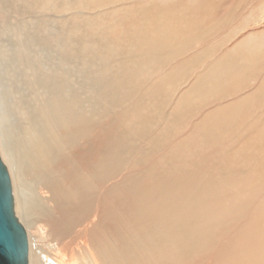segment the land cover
Masks as SVG:
<instances>
[{
  "label": "bare ground",
  "instance_id": "6f19581e",
  "mask_svg": "<svg viewBox=\"0 0 264 264\" xmlns=\"http://www.w3.org/2000/svg\"><path fill=\"white\" fill-rule=\"evenodd\" d=\"M252 1L127 4L125 61L93 78L104 104L79 110L60 76L41 84L39 52L22 80L3 38L41 0H0V158L28 264H264V27L240 23Z\"/></svg>",
  "mask_w": 264,
  "mask_h": 264
},
{
  "label": "rangeland",
  "instance_id": "374dc122",
  "mask_svg": "<svg viewBox=\"0 0 264 264\" xmlns=\"http://www.w3.org/2000/svg\"><path fill=\"white\" fill-rule=\"evenodd\" d=\"M134 1V4H139V2L144 0H119L118 5L116 3V6L105 5L106 7L89 4L88 0H41V7L30 6L31 8H27L24 12L21 10L23 6L21 8L19 5L18 10L22 13L18 11L12 12V21L11 19L7 21V34L4 33L5 36L3 35L16 64H22L23 66V69L18 72L20 73L19 77L22 80L24 79L23 76H25L26 68L30 64V61L34 60L36 58L35 55L40 53L41 84L46 75L60 76L62 78L60 85L64 90L67 87L66 90L70 89L79 95V101L81 99L79 110L81 107L87 109L89 105L92 107L96 104L100 105L103 103L102 101L93 102V99L90 97L91 92L94 91L93 87H95L93 78L101 75V73L107 76L113 73L116 75V66L112 69L111 67L113 64L115 65L117 59L125 61V58L122 59L120 53L122 50L126 51V49L120 46L124 45L120 40H122L123 36L127 37L130 33L131 23L124 8L128 7L127 4L133 5ZM230 1L227 0L226 5ZM253 1L252 8L248 9V13L243 18L244 22H240L242 26H247L245 30H249L248 32L264 27V18H261L257 24L255 23L256 20L253 21V19H256L258 13L259 16H263L264 0ZM108 6L110 7L108 8ZM122 6L123 8H121ZM12 33L17 34L13 36ZM25 34L26 36H24ZM23 50H27L26 53ZM134 52H138V50ZM134 54L131 53L130 55ZM18 55L22 57L19 58ZM47 66L49 70H52L50 73L47 71L48 68H45ZM44 68L45 70H43ZM56 69L58 73L55 71ZM157 70L155 68L153 71L152 75L154 77L158 73L155 72ZM61 71L63 74L60 73ZM66 73L69 77L65 75ZM64 75L67 77L63 78ZM88 77H90V81ZM73 78L74 82H72ZM85 104L88 106H85ZM100 124H107V122H101ZM203 263H208V258L201 264Z\"/></svg>",
  "mask_w": 264,
  "mask_h": 264
},
{
  "label": "water",
  "instance_id": "95a60500",
  "mask_svg": "<svg viewBox=\"0 0 264 264\" xmlns=\"http://www.w3.org/2000/svg\"><path fill=\"white\" fill-rule=\"evenodd\" d=\"M0 264H28V239L14 212L9 173L0 158Z\"/></svg>",
  "mask_w": 264,
  "mask_h": 264
}]
</instances>
